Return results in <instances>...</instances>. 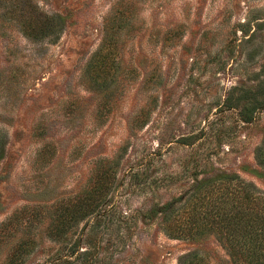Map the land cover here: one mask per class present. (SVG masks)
Instances as JSON below:
<instances>
[{"label": "rangeland", "instance_id": "374dc122", "mask_svg": "<svg viewBox=\"0 0 264 264\" xmlns=\"http://www.w3.org/2000/svg\"><path fill=\"white\" fill-rule=\"evenodd\" d=\"M263 137L264 0H0V264H233L161 206Z\"/></svg>", "mask_w": 264, "mask_h": 264}, {"label": "trees", "instance_id": "16d2710c", "mask_svg": "<svg viewBox=\"0 0 264 264\" xmlns=\"http://www.w3.org/2000/svg\"><path fill=\"white\" fill-rule=\"evenodd\" d=\"M108 49L109 44L103 41L97 54ZM238 99L245 98L239 96ZM251 108L253 105L248 108L247 114H252ZM255 159L264 168V137L255 150ZM88 207L90 203L83 196L69 206L68 213L73 218H81L87 216ZM182 208H186L185 215L173 210L171 202L161 206V212L174 213L166 223L168 233L186 238L210 233L229 254L233 264H264V191L255 184L236 174L206 179L187 196ZM58 230L56 228L55 231ZM190 256L181 257L179 264H184Z\"/></svg>", "mask_w": 264, "mask_h": 264}]
</instances>
